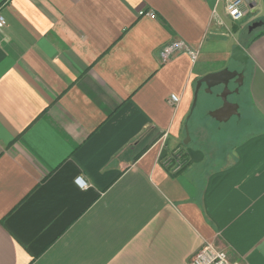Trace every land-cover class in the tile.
I'll list each match as a JSON object with an SVG mask.
<instances>
[{
	"label": "crops",
	"instance_id": "obj_1",
	"mask_svg": "<svg viewBox=\"0 0 264 264\" xmlns=\"http://www.w3.org/2000/svg\"><path fill=\"white\" fill-rule=\"evenodd\" d=\"M258 11L234 23L225 0H0V264H190L207 243L264 264ZM171 40L196 58L162 63Z\"/></svg>",
	"mask_w": 264,
	"mask_h": 264
},
{
	"label": "built area",
	"instance_id": "obj_2",
	"mask_svg": "<svg viewBox=\"0 0 264 264\" xmlns=\"http://www.w3.org/2000/svg\"><path fill=\"white\" fill-rule=\"evenodd\" d=\"M256 6V0H225V13L231 21L238 23L243 21L247 15L254 12ZM153 15L152 12L148 13ZM6 21L2 15H0V27H3ZM186 50L191 58H196V50L192 48L184 40H171L161 46L158 52L159 59L162 63L168 61L177 50ZM172 102L178 101V96L175 94L170 95ZM166 165H169L174 172L181 170L183 166L182 159L179 151H175L166 158ZM75 182L80 187H85V182L81 177H77ZM190 264H238L232 261L223 247L215 243H207L202 249L195 253L191 259Z\"/></svg>",
	"mask_w": 264,
	"mask_h": 264
},
{
	"label": "rangeland",
	"instance_id": "obj_3",
	"mask_svg": "<svg viewBox=\"0 0 264 264\" xmlns=\"http://www.w3.org/2000/svg\"><path fill=\"white\" fill-rule=\"evenodd\" d=\"M257 3H258V6H259V11H258V13H257V15L258 16H264V0H257ZM246 31L247 30H245V29H243V30H239L237 33H236V35L234 36L235 38H241V37H246L247 36V33H246ZM259 31V29H255L254 31H253V34H255V33H257ZM230 87H232V85L230 86ZM240 98L241 99H244V98H247L246 99V102H245V105L247 106V107H244V108H242V112H245V111H247V113H245L246 115V117L245 118H247V117H249V114H248V112L250 111V105H249V96H248V90H247V86H242L241 87V91H240ZM248 109H249V111H248ZM247 114H248V116H247ZM235 118H233V121H235L234 120Z\"/></svg>",
	"mask_w": 264,
	"mask_h": 264
},
{
	"label": "water",
	"instance_id": "obj_4",
	"mask_svg": "<svg viewBox=\"0 0 264 264\" xmlns=\"http://www.w3.org/2000/svg\"><path fill=\"white\" fill-rule=\"evenodd\" d=\"M263 25H264V21H262V20H254L248 25V30L251 32L254 29H256L258 27H261ZM226 72L227 71L223 70V71H220V72H217V73H212V74H209L206 77L202 78L201 80H199L198 83H197V88H196V92H195V95H194L193 105L195 104L197 89H198V86L200 85L201 81L205 80L208 83L209 82L212 83V80H215V79H218V78H221V77L225 76Z\"/></svg>",
	"mask_w": 264,
	"mask_h": 264
},
{
	"label": "trees",
	"instance_id": "obj_5",
	"mask_svg": "<svg viewBox=\"0 0 264 264\" xmlns=\"http://www.w3.org/2000/svg\"><path fill=\"white\" fill-rule=\"evenodd\" d=\"M257 20H262V21H264V16L263 17H259ZM256 29H259V31L257 32V33H255V34H253V31L255 30H253V31H251V32H249L250 34H251V39H254V38H256V37H258L259 35H261V34H264V26L263 27H261V28H256ZM180 153V157H181V159H182V162L183 161H185L184 160V154H182L181 152H179Z\"/></svg>",
	"mask_w": 264,
	"mask_h": 264
},
{
	"label": "flooded vegetation",
	"instance_id": "obj_6",
	"mask_svg": "<svg viewBox=\"0 0 264 264\" xmlns=\"http://www.w3.org/2000/svg\"><path fill=\"white\" fill-rule=\"evenodd\" d=\"M257 20V19H256ZM264 26V25H263ZM263 26H261V27H263ZM261 27H259V28H261Z\"/></svg>",
	"mask_w": 264,
	"mask_h": 264
}]
</instances>
